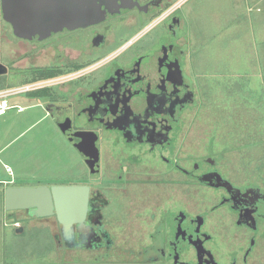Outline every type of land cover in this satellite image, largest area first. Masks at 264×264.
Masks as SVG:
<instances>
[{
    "label": "flooded vegetation",
    "instance_id": "1",
    "mask_svg": "<svg viewBox=\"0 0 264 264\" xmlns=\"http://www.w3.org/2000/svg\"><path fill=\"white\" fill-rule=\"evenodd\" d=\"M186 3L118 0L97 23L30 38L0 6V91L78 154L79 178L60 185L86 202L70 232L54 214L3 209L0 233L42 256L13 244L0 264H264V152L242 164L199 127L209 81Z\"/></svg>",
    "mask_w": 264,
    "mask_h": 264
},
{
    "label": "rangeland",
    "instance_id": "2",
    "mask_svg": "<svg viewBox=\"0 0 264 264\" xmlns=\"http://www.w3.org/2000/svg\"><path fill=\"white\" fill-rule=\"evenodd\" d=\"M186 7L193 9L188 18L192 46L200 50V71L209 81L199 127L220 145H236L240 163L255 161L264 152V0H187ZM10 102L29 104L24 97ZM82 170L74 149L33 109L0 117L2 224L6 186L62 185L76 181ZM25 238L3 229L0 257H9L13 244L14 257L28 262L41 257L42 250L26 246Z\"/></svg>",
    "mask_w": 264,
    "mask_h": 264
},
{
    "label": "water",
    "instance_id": "3",
    "mask_svg": "<svg viewBox=\"0 0 264 264\" xmlns=\"http://www.w3.org/2000/svg\"><path fill=\"white\" fill-rule=\"evenodd\" d=\"M118 0H0L3 19L11 24L18 37H46L64 27H86L101 21V6L111 10ZM126 7L132 0H121ZM74 186L45 185L7 187L5 211L28 210L32 217L55 215L70 232L71 225L83 216L85 196Z\"/></svg>",
    "mask_w": 264,
    "mask_h": 264
},
{
    "label": "built area",
    "instance_id": "4",
    "mask_svg": "<svg viewBox=\"0 0 264 264\" xmlns=\"http://www.w3.org/2000/svg\"><path fill=\"white\" fill-rule=\"evenodd\" d=\"M10 98L11 96L7 91H0V117L4 116L8 111L21 110V108L17 104L10 102ZM5 170L11 173L8 167H5Z\"/></svg>",
    "mask_w": 264,
    "mask_h": 264
},
{
    "label": "crops",
    "instance_id": "5",
    "mask_svg": "<svg viewBox=\"0 0 264 264\" xmlns=\"http://www.w3.org/2000/svg\"><path fill=\"white\" fill-rule=\"evenodd\" d=\"M18 106H20V105H18ZM22 107H23V106H22ZM6 114H7V113H6ZM6 114H5V115H6ZM5 115H4V116H5ZM4 116H1V117H4ZM1 184H6V183H1ZM21 186H26V185H21Z\"/></svg>",
    "mask_w": 264,
    "mask_h": 264
}]
</instances>
